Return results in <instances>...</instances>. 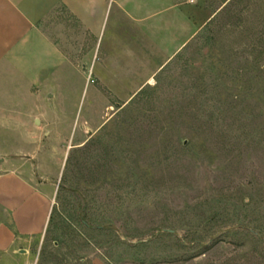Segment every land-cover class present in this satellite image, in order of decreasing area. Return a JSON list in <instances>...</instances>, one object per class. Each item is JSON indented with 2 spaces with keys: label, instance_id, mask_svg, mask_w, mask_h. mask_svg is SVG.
<instances>
[{
  "label": "rangeland",
  "instance_id": "obj_1",
  "mask_svg": "<svg viewBox=\"0 0 264 264\" xmlns=\"http://www.w3.org/2000/svg\"><path fill=\"white\" fill-rule=\"evenodd\" d=\"M117 3L84 53L52 3L73 61L52 91L0 72V172L52 197L0 264H264V0H196L192 38Z\"/></svg>",
  "mask_w": 264,
  "mask_h": 264
},
{
  "label": "crops",
  "instance_id": "obj_2",
  "mask_svg": "<svg viewBox=\"0 0 264 264\" xmlns=\"http://www.w3.org/2000/svg\"><path fill=\"white\" fill-rule=\"evenodd\" d=\"M53 2L61 5L63 13L58 15L62 20L67 16L76 21L78 52L84 53L90 35L102 31L111 0H0V72L18 76L27 87L41 92L52 91L73 65L63 21L49 22L56 8ZM195 2L118 0L117 6L120 16L132 22L152 21L156 29L163 25L183 30L192 38L199 30L191 23L197 20ZM181 21L189 24L182 28ZM141 35L148 36L144 31ZM130 46L138 47L139 43L131 41ZM32 175L14 166L0 172V210L6 218L0 222L1 249L15 241V234L33 239L47 229L52 211V197L46 190L50 183L40 184Z\"/></svg>",
  "mask_w": 264,
  "mask_h": 264
},
{
  "label": "water",
  "instance_id": "obj_3",
  "mask_svg": "<svg viewBox=\"0 0 264 264\" xmlns=\"http://www.w3.org/2000/svg\"><path fill=\"white\" fill-rule=\"evenodd\" d=\"M36 123H37V125H39V123H40L39 120H36Z\"/></svg>",
  "mask_w": 264,
  "mask_h": 264
},
{
  "label": "trees",
  "instance_id": "obj_4",
  "mask_svg": "<svg viewBox=\"0 0 264 264\" xmlns=\"http://www.w3.org/2000/svg\"><path fill=\"white\" fill-rule=\"evenodd\" d=\"M51 222V221H50Z\"/></svg>",
  "mask_w": 264,
  "mask_h": 264
}]
</instances>
